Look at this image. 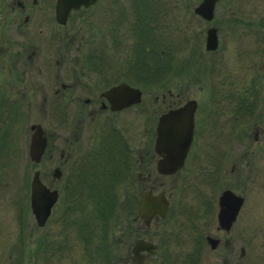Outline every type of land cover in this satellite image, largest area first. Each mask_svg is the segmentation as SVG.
Returning <instances> with one entry per match:
<instances>
[{"label":"flooded vegetation","instance_id":"flooded-vegetation-1","mask_svg":"<svg viewBox=\"0 0 264 264\" xmlns=\"http://www.w3.org/2000/svg\"><path fill=\"white\" fill-rule=\"evenodd\" d=\"M59 1L0 0V131L3 126L11 124L14 117L15 121L16 118L18 121L25 119L23 135L28 156L31 135L36 126L41 128L45 145L39 160L34 162L37 164L34 170L38 171L40 181L56 192L44 222L39 224L36 221V229L41 233L38 246L45 241V231L62 237L73 231L80 236L86 255L89 252L93 255L90 260L88 254L87 263L133 264L134 249L143 255L137 264H160V260H154L157 243L162 241L163 235L159 237V225H167L164 220L171 208L170 193L166 194L161 188L164 180L160 178L172 177L175 183L179 182L177 187L183 183L182 189L189 172H203L205 174L198 180L201 186L207 187L218 182L228 165V174L233 177L236 160L250 165L253 159V151L251 154L248 148L237 155L234 153L231 147L233 138L241 140L251 131L253 139L263 148L260 151L264 158V145H261L264 140V106H258L263 95L264 69L261 66L240 69L260 72L253 86L243 84L242 88L238 87L230 73L226 84L208 80L213 76L212 80L216 81L215 71H234L220 68L217 62L225 50L246 56L251 43H259L256 51L264 52V7L260 20L230 18L206 25L215 19L219 0L215 1L209 19L194 11L201 0L194 5L181 0L178 25L175 4L158 5L155 0H130L129 4H124L123 0H90L86 4L70 5L64 15L56 14ZM230 1L232 4L224 8L230 17H234L236 10L233 0ZM187 12L195 19H187ZM221 23L227 25L221 27ZM191 25L195 27L191 28ZM235 25L241 30L235 32ZM177 27L181 29L179 35L174 30ZM208 28H213L216 37V45L212 49L205 45ZM173 38L179 40L174 41ZM241 39L246 43L247 53L236 45ZM64 55L73 56L67 68L62 67L64 63L60 60ZM206 56L212 58L209 64L203 61ZM155 71L164 72L163 83L159 87L155 84ZM116 85L138 89L140 99L128 104L111 102L104 92ZM160 86L162 91L156 93ZM191 88L199 91L200 95L203 88L211 89V94L205 93L202 100L191 93ZM223 88H229L225 97L230 102L217 104L206 99L209 94L218 95ZM152 92V100L146 102L142 99ZM222 104L229 107L226 109ZM33 113L37 120L28 122ZM162 114L167 116L165 136L180 141L187 137L191 119L189 144L181 164L172 172L164 171L167 165L175 162L174 156L182 153L183 145L171 154L167 165L158 163L161 153L155 148V138ZM42 119H46L49 126L43 124ZM83 132L86 147L75 148V141ZM215 137L226 138L229 142L232 139V143L218 149L216 142H209ZM55 140L62 141L64 147L57 148ZM100 144L105 145L98 148ZM56 154L53 166L43 167V162ZM104 165L115 168L101 173ZM216 170L218 173H214ZM259 176H264V166ZM127 177L134 183L131 194L134 213L131 223L120 229L122 235L126 233L129 236L128 240L115 238L116 244H122L123 240L126 244L125 255L117 258L108 249L110 237L106 230L76 229L71 209L79 197L75 195L76 180L81 179L83 186L91 189L115 187ZM260 187L263 190L264 185ZM225 189L235 193L231 188L223 187L209 199L207 190L201 191L196 211L182 213L184 222L179 240L182 264H203L206 252L214 254L216 264H264V249L259 253L261 260L251 258V247H255L257 242V238L252 240V236L262 237L259 239L260 248H264V196L257 201L263 217L252 221L251 202L241 194L242 201L234 218L226 222L219 219V196ZM159 192H162L160 197L166 200L164 214L151 211H147L145 216L139 214L142 195ZM84 199H92L96 203L106 200L98 193L85 195ZM52 224L58 228L50 227ZM91 230L99 233L95 235L96 241L89 243ZM259 231L263 235L258 234ZM156 235L157 242L154 240ZM139 242L154 244V251L147 254L143 247L133 248ZM59 244L62 243L56 241L53 246L60 248L62 245ZM164 259L167 260L165 256Z\"/></svg>","mask_w":264,"mask_h":264},{"label":"rangeland","instance_id":"rangeland-1","mask_svg":"<svg viewBox=\"0 0 264 264\" xmlns=\"http://www.w3.org/2000/svg\"><path fill=\"white\" fill-rule=\"evenodd\" d=\"M197 1L198 0H186V3L194 5L195 3H197ZM263 2L264 0H233L234 9L236 10V16L234 15V17H230L229 12L225 11L226 9L224 7H226L228 4L231 5L232 2L230 0H219L217 2V15L216 17H214L215 19L206 22V25L212 24L214 21L226 20L230 18L252 21L260 20L261 17L263 18ZM123 3L129 4L130 0H123ZM155 3L158 5L175 4V20L177 21L178 25H180L178 22V6L182 3L181 0H155ZM190 12H187V19H195L194 17H191ZM226 25V23H221V27H225ZM190 27L193 28L195 26L191 25ZM234 29L235 32L241 30L237 27V25H235ZM174 30L178 35L180 34L181 29H179L178 27ZM173 40L177 41L179 40V38H173ZM236 45H238L241 51L247 53L245 51L246 43L242 39L239 40V44L236 43ZM248 45L249 44H247V46ZM258 45L259 43H251L252 47L248 48L249 55L246 54V56H239L238 52L237 54H234V52L231 53L229 49L225 50L224 54L221 55L219 61L217 60V62L220 63V68H229L233 69L234 71H215L214 77L216 78V81L214 82L212 80L213 76H209L208 80L212 83L226 84L228 82L227 75L230 73L234 75L235 83L236 85L238 84V87L240 88L243 87V84H245L246 86H251L253 83H256L255 79L260 72L253 71V69L259 66L262 67L261 69H264V52L262 53L256 51ZM71 59H73V56H71L70 58L67 57V55L62 56L60 59L61 62L64 63L62 67H69ZM203 61L209 64L212 61V58L211 56H206ZM247 66L253 68L252 71H240V69H243ZM76 68H78V66H76ZM163 74L164 72L161 71L159 72V75L156 76V87H159V85L163 83ZM209 75H211V73H209ZM195 88L197 90L198 86H196ZM162 89V86H160V89L156 90V93H160ZM227 89L223 88L219 91L221 93H219L218 95L223 97H217V94L211 96V89L206 88L202 89V95H200L199 91L195 90V92L194 88H191V93H195V96L201 98L202 100L205 99V93H210L209 97H207L206 99H209L210 101H216L217 104H221L224 102H230L226 100L227 97H225V92L227 91ZM261 91L263 95L258 106H264V88L261 89ZM153 94L154 92L149 95H144L142 99L146 102H149V100L153 99ZM223 105L226 109L227 107H229L225 104H222V106ZM14 118H12L11 124L3 126L0 131V264H94L93 262H86V260H89V256L91 260L93 255L91 254V252L87 253L86 255V252L83 251V248L80 244V236L77 234V232L70 231L69 235L62 237V235L60 234L54 232L48 233L47 231H45L43 232L45 241L40 243L42 246H38V238H40L39 234L41 233L36 229L37 223L28 204V182L31 173L36 168L37 164H34L35 161L33 160L30 161L29 157L25 153V139L23 135V133H25L24 129L26 128L25 119L18 121V119L16 118L15 121ZM37 118L38 117L36 116V114L33 113L32 115H30L27 121L29 122L31 120H37ZM45 118L51 120V118L49 117ZM46 119H42V123L49 126V124L46 123ZM241 119L242 121L245 120L243 118ZM249 127L251 128V125H249ZM251 133L252 131L249 132L248 137L242 138L241 140L233 138V143L232 139L229 142L226 138L215 137L216 139L213 138L209 140L210 143L216 142L215 147L218 149L227 147L228 145H230V143H232L231 147L235 150L234 153L236 155L238 153H241L243 149L247 148L251 150V154L253 151V159L250 165H246L243 160L235 161L233 177L231 176V174H228V165L225 166V174L220 177V179L218 180L219 183L217 182L216 184L211 186L208 185L207 187L201 186L198 180L200 178V175L203 176L205 174L203 172H189L190 175H187V179L185 180V188L182 187V189H180V187L183 185V183H181L179 187H177V184H179V182L175 183L172 177L160 178L164 180V184L161 188L166 194L170 193L171 208L169 211V215L164 220L168 222L167 225H159L160 231L158 233H160L159 237L163 233L161 238L163 243L162 241L160 243H157L158 246L154 255L155 261L160 260V264H182L180 259L182 249L179 242L181 237V228L183 227L184 222L182 220V213L196 211L195 205L199 199V193H201V191L203 192L207 190V194H209L210 199L212 196L217 195V192L220 188L229 187L235 193H238L240 195L243 194L246 199H249V201L251 202V218L253 222L255 221L253 219L256 218L258 220V217H263V211L260 210L259 203H257V201L260 197L262 198V196H264V188L262 190V188L260 187L261 184L264 185V176H262L261 178L259 176L264 166V158H262L260 151L262 147H259L258 141H255L253 139ZM54 142L57 148L64 147L62 141L55 140ZM101 143L104 142L102 141ZM85 144L86 140H84L83 132L75 141V148H84L86 147ZM104 145L105 144H100L97 147H104ZM261 145H264V140L261 141ZM56 158L57 154L52 159H49L48 161H45L43 162V164H41L45 168H51L55 163ZM104 168L105 169H103L101 173L110 171V169H114L115 167L104 165ZM214 173H218V170H216ZM64 174L66 175V169L64 170ZM65 175L63 177L64 180L66 179ZM76 178L79 179L78 176H76ZM127 178L122 179L115 187L91 189L85 188L83 186L84 183H82L81 179L76 180L75 195L79 197H77L78 200L74 202L73 208L71 209V211L74 213L73 218L75 219L76 229L90 228L98 230V228H104L106 230L107 235L110 237L107 245L108 249L111 250L114 255L117 256V258H123V256L125 255L126 244L124 240H128L129 238L126 233H123L122 235L120 229H125L127 227L128 223L131 220V216L134 213L131 201V194L134 191V183L130 181V178ZM62 181H60V183ZM211 188L213 189L211 190ZM89 190H91V192H89ZM96 193L101 194L106 198V200L112 202H110L112 205H110V211H108L109 217L108 219L105 218L106 220L103 219L102 216H100L101 213L99 211L101 210V204H97L96 201L94 202L92 201V199L91 201L84 199L85 195L90 194L91 196H93L96 195ZM112 197L114 198L111 199ZM262 200L264 201V199ZM103 201L105 200H102L101 202ZM184 201L189 203L188 206H186L187 203ZM56 212L58 215L57 209ZM105 212L106 208H103L102 213ZM105 222H108L107 226L105 225ZM52 226H54L53 228L55 229L58 228L57 225H50V227ZM94 231L95 230H91V232H89L91 233V235L89 236V243L96 241L95 235L99 232ZM258 234L261 235L262 233L259 231ZM116 237L124 239L122 241V244H116ZM157 238L158 236L156 235L154 238L155 242H157ZM256 238L257 242L255 244V247H251V252L253 254L251 258L261 260L262 258L260 257L259 253L261 249L264 248H260V246L262 245L260 244L259 239H262V237L258 235L252 236V240ZM56 241H58V243H62L59 244L62 245L60 248H55L53 246V243ZM45 243L47 244L44 246ZM164 256L167 258V260L164 259ZM161 261L164 262L161 263ZM216 263L214 262V254L212 252H206L203 264Z\"/></svg>","mask_w":264,"mask_h":264},{"label":"water","instance_id":"water-1","mask_svg":"<svg viewBox=\"0 0 264 264\" xmlns=\"http://www.w3.org/2000/svg\"><path fill=\"white\" fill-rule=\"evenodd\" d=\"M90 0H60L57 8H56V14H64L67 12V9L72 4H78V3H88ZM216 0H201L198 5L195 7L194 11L198 14H200L202 17L209 19L212 16V9L214 6ZM74 2V3H72ZM62 5H64V9L61 10ZM63 15V16H64ZM206 48H214L216 45V37L213 28H208L206 33V40H205ZM132 95V97H128L129 95ZM104 95L111 101V102H122L124 101L126 104L137 101L140 99V92L138 89H131L126 88L123 85H116L111 88H109L107 91L104 92ZM123 95V98L121 97ZM124 103V104H125ZM119 104L118 106H120ZM165 120H167V116L162 114L159 117L158 120V126H157V136L155 138V148L161 153V159L158 162L160 165H167L168 159L172 157L171 154H174V151L182 146V153L180 155L174 156L175 162L172 165H167L168 168L164 172H172L177 166L181 164L182 157L185 153V150L187 149V146L189 144L190 138H191V119L188 123V131H187V137L184 138L182 141L170 139L169 137L165 136ZM182 144H181V143ZM45 145V137L43 134V131L39 126H36L34 129L31 138L30 143L28 146V157L30 160H33L37 162L43 152ZM175 148V150H174ZM162 192H159L157 194L149 195L148 193H144L142 195V199L139 202V214L147 215V211L157 212L158 214L162 215L164 214L165 208H166V200L162 197ZM56 198V192L54 190L48 189L42 183L38 177V171L34 170L31 176V181L29 184V200L28 204L30 207L31 212L34 215L35 220L37 223L41 224L44 222L45 218L50 212V208L55 201ZM242 201L241 195L233 193L229 189H225L222 191V193L219 196V219L225 220L227 222L230 221L232 218H234V215L236 214V211ZM223 206V207H221ZM148 208V209H147ZM150 214V213H149ZM141 243V244H140ZM145 248L148 253L150 254L154 251L155 245L151 243L146 242H139L136 243L133 248ZM143 255L138 254L137 251L133 249V255L132 260L133 264H137L139 261L142 260Z\"/></svg>","mask_w":264,"mask_h":264},{"label":"trees","instance_id":"trees-1","mask_svg":"<svg viewBox=\"0 0 264 264\" xmlns=\"http://www.w3.org/2000/svg\"><path fill=\"white\" fill-rule=\"evenodd\" d=\"M159 72H161V71H155L156 76L159 75ZM110 202L111 201H109V200H105L103 202H98L97 203V204H101V210L99 212L101 213L100 216H102L103 219H105V218L108 219V217H109L108 211H110V205H112L111 204L112 202L111 203ZM103 208H106V212L105 213H102V209ZM105 225L107 226L108 222L107 223L105 222ZM106 255H107V261H108L109 260V252H107Z\"/></svg>","mask_w":264,"mask_h":264}]
</instances>
